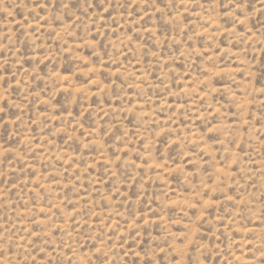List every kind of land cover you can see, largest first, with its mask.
Instances as JSON below:
<instances>
[{
  "label": "rangeland",
  "instance_id": "obj_1",
  "mask_svg": "<svg viewBox=\"0 0 264 264\" xmlns=\"http://www.w3.org/2000/svg\"><path fill=\"white\" fill-rule=\"evenodd\" d=\"M0 264H264V0H0Z\"/></svg>",
  "mask_w": 264,
  "mask_h": 264
}]
</instances>
